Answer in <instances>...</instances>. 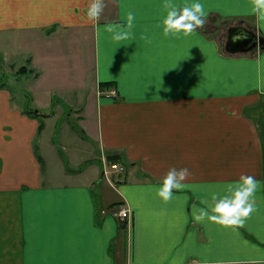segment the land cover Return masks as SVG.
I'll return each mask as SVG.
<instances>
[{"label":"crops","instance_id":"crops-1","mask_svg":"<svg viewBox=\"0 0 264 264\" xmlns=\"http://www.w3.org/2000/svg\"><path fill=\"white\" fill-rule=\"evenodd\" d=\"M201 2L205 23L184 35L163 19L191 0H102L97 18L92 0H0V40L29 52V68L11 69L32 75L33 104L68 95L82 127L70 128L87 137L61 155L45 137L55 111L38 121L0 90V264H264V44L231 53L215 35L264 39V0ZM108 155L122 173L109 175ZM173 167L189 175L165 201L157 188ZM242 174L260 181L243 225L194 220Z\"/></svg>","mask_w":264,"mask_h":264},{"label":"clouds","instance_id":"clouds-1","mask_svg":"<svg viewBox=\"0 0 264 264\" xmlns=\"http://www.w3.org/2000/svg\"><path fill=\"white\" fill-rule=\"evenodd\" d=\"M102 7V0H92L88 8V16L91 18L99 17ZM134 15L135 13L132 11L127 13V27L129 29L132 27ZM206 15L201 0H191V3H186L179 8L169 6L167 15L163 19L164 32L190 34L205 23ZM129 35V31H120L116 33V38L120 39ZM188 175L189 169L187 167L170 168L163 177L162 184L157 188L158 195L165 201L171 199L174 195L172 191L174 188L181 189L185 187L183 182ZM259 184L260 181L254 176L242 174L238 181L228 186L225 194L213 193L214 203L210 204L209 207L194 211V220L200 221L207 218L211 222L224 226L243 225L245 219L255 209L254 193Z\"/></svg>","mask_w":264,"mask_h":264},{"label":"rangeland","instance_id":"rangeland-1","mask_svg":"<svg viewBox=\"0 0 264 264\" xmlns=\"http://www.w3.org/2000/svg\"><path fill=\"white\" fill-rule=\"evenodd\" d=\"M227 27L228 26L220 28L215 27L217 30L215 35L220 34L222 37L221 40H225L226 36L228 35ZM14 48V42L9 41L4 43L0 40V90H6L9 93V96L12 98L11 104L14 107H31L33 108L31 110H37L40 112V114H48L51 112V110H54L55 117L53 120H51V122H47L45 137L47 136L48 138L50 137L52 139L55 148H64L63 152L61 151V155H66L67 158L72 160L78 154V151H81V149H84V147L87 146L86 143L82 142L87 138L85 134L80 132L78 133L76 130L70 128V124L76 125V127L79 129L82 128L78 121L79 119L77 120L75 116L72 115L68 116L67 113H70V106L67 107L63 102L60 101V99L65 98V101H67L69 104H73V100L70 97H66L68 95H64V93L54 90L52 91L53 93L51 95L53 96L51 98L53 99L51 102V107L49 109H37L33 102H35L36 99L38 100L40 94L34 89V80L32 75L28 72L15 74L13 70H16V68L13 70L11 69L13 66L12 64H15V66L18 67L26 65V58L29 56V52L18 51L17 55L14 56ZM26 67L29 68L27 65ZM88 76H91V73H89ZM87 85H90V80H87ZM39 102H42L41 99H39ZM33 117H36L38 121L41 119L43 120V118L38 116ZM53 131L54 133L51 135ZM86 141L91 142L89 139ZM79 156L80 157L78 158H86L83 154H80ZM71 166L73 165L70 163V167ZM107 170L109 175L119 174L111 170L109 165L107 166Z\"/></svg>","mask_w":264,"mask_h":264},{"label":"water","instance_id":"water-1","mask_svg":"<svg viewBox=\"0 0 264 264\" xmlns=\"http://www.w3.org/2000/svg\"><path fill=\"white\" fill-rule=\"evenodd\" d=\"M263 44L264 39L244 28L234 27L228 30L226 49L231 53L247 52L256 46H263ZM28 114L33 116L41 115L37 110H29Z\"/></svg>","mask_w":264,"mask_h":264},{"label":"built area","instance_id":"built-area-1","mask_svg":"<svg viewBox=\"0 0 264 264\" xmlns=\"http://www.w3.org/2000/svg\"><path fill=\"white\" fill-rule=\"evenodd\" d=\"M109 167L111 170L122 173L124 171V165L118 162H109ZM115 216H117L122 221H126L129 218V210L126 208H121L117 213H115Z\"/></svg>","mask_w":264,"mask_h":264},{"label":"trees","instance_id":"trees-1","mask_svg":"<svg viewBox=\"0 0 264 264\" xmlns=\"http://www.w3.org/2000/svg\"><path fill=\"white\" fill-rule=\"evenodd\" d=\"M24 68V67H23ZM22 70V69H21ZM110 87V85H107V83L106 84H102V85H100L99 86V88L101 89V90H104L105 88H109ZM35 152H36V148H35ZM119 159H120V157L118 156V155H108L107 156V161L108 162H118V163H120L119 162ZM123 165V164H122Z\"/></svg>","mask_w":264,"mask_h":264}]
</instances>
